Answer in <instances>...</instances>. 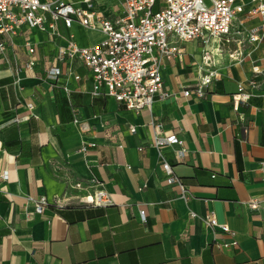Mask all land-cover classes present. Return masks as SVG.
<instances>
[{"label":"crops","instance_id":"1","mask_svg":"<svg viewBox=\"0 0 264 264\" xmlns=\"http://www.w3.org/2000/svg\"><path fill=\"white\" fill-rule=\"evenodd\" d=\"M117 4L98 0V9L109 15ZM262 24L264 20L250 19L243 28ZM58 30L61 38L54 41L27 31L37 41L39 60L33 71L14 77L0 66V175L7 173L6 179L0 176V264H264V86L249 90L252 96L237 110L232 103L238 85L251 79L253 62L264 64L263 47L245 46L250 56L234 63L226 53L229 47L216 53L218 42L213 41L217 76L205 97L197 99L181 92L201 76L200 46L182 43V61L166 62L162 69L172 96L157 101L152 114L135 113L111 97H91V78L82 68L76 69L81 80L68 82L69 102L50 86L42 60H50L69 35L80 47L102 40L98 31L77 24L71 29L58 24ZM87 33L101 38L87 42ZM16 44L9 57L23 66L28 56L22 38ZM151 118L164 135L183 141L182 159L177 145L165 149L164 157L187 187L185 200L155 165ZM68 179H96L113 205L91 207L72 198L69 206L48 204L41 213L34 211L29 198L51 202L64 192L76 197L66 187ZM254 198L259 207L252 210L248 203ZM189 210L197 214L192 221ZM208 213L233 235L219 234L214 244L202 221ZM232 239L235 247L217 246Z\"/></svg>","mask_w":264,"mask_h":264},{"label":"built area","instance_id":"2","mask_svg":"<svg viewBox=\"0 0 264 264\" xmlns=\"http://www.w3.org/2000/svg\"><path fill=\"white\" fill-rule=\"evenodd\" d=\"M117 1L118 4L113 6L117 9L106 15L98 9V0H0V66L10 69L14 77H18L22 70L33 71L39 60L37 41H32L27 31L46 34L50 41H54L61 38L58 24L65 29L77 24L85 30L98 31L102 40L89 47H80L73 35H69L65 45L57 46L50 60H42L45 80L51 87L62 91L69 102L71 90L68 82H79L82 77L76 69L82 68L91 78V97H111L128 111L152 114L157 101H165L172 96L164 87L162 69L166 62L182 61L181 44L184 42L196 41L199 44L198 71L201 76L192 88H182L183 97L194 95L197 99L204 98L216 78L213 41L218 42L216 53L223 52V45L229 47L226 53L234 63H243L250 56L245 46L254 44L263 47L264 60V25L243 28L246 20H264V0H208L210 7L204 0ZM19 38H22L28 56L23 66L9 57V51L14 52L18 46L16 40ZM231 40L234 43L232 48L229 46ZM251 71V79L239 84L237 92L232 95L235 110L240 102L252 96L249 90L264 86V64L253 62ZM26 107L32 109L30 104ZM73 122L79 123L76 117ZM149 126L153 131L151 144L157 152L155 165L164 172L166 184L177 186L181 198L185 200L187 187L164 157L165 149L177 145L180 147L176 152L177 158L182 159L186 153L183 141L175 134L164 135L161 124L154 118L150 119ZM129 132L134 134L135 128L130 127ZM261 174L264 183V160ZM0 176L6 179L7 173L3 172ZM66 187L78 195L70 197L68 192H64L61 196L53 197L51 202L46 197L36 200L29 198L34 211L41 213L48 204L57 208L69 206L72 198L91 207L113 205L102 183L96 179L86 183L68 179ZM248 207L257 209L259 200L251 199ZM138 215L140 221L145 223L144 211L140 210ZM195 218L197 214L189 210L188 220ZM202 221L214 244L219 234L233 235L229 227L219 223L212 213L206 214ZM236 245L235 239L217 244L222 248Z\"/></svg>","mask_w":264,"mask_h":264},{"label":"rangeland","instance_id":"3","mask_svg":"<svg viewBox=\"0 0 264 264\" xmlns=\"http://www.w3.org/2000/svg\"><path fill=\"white\" fill-rule=\"evenodd\" d=\"M205 4L210 7V3L208 0H204ZM99 38H101V36H99L98 34L96 33H87L86 35V41L87 42H92L94 40H98ZM76 40H77V37H76ZM230 48L234 47V43H233V40H231L230 44H229ZM187 49H190V46H187Z\"/></svg>","mask_w":264,"mask_h":264}]
</instances>
